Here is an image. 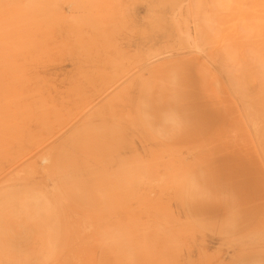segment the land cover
I'll list each match as a JSON object with an SVG mask.
<instances>
[{"label":"bare ground","instance_id":"1","mask_svg":"<svg viewBox=\"0 0 264 264\" xmlns=\"http://www.w3.org/2000/svg\"><path fill=\"white\" fill-rule=\"evenodd\" d=\"M60 1L0 0V51L23 54L33 42L43 52L47 37L68 50L90 43L104 56L116 47L107 35L125 14L111 2L73 1L104 8L70 17L58 11ZM133 1L145 5L147 30L127 28L140 67L119 88L102 86L83 61L80 85L58 100L32 69L47 61L40 56L0 79L3 90L20 91L7 101L23 120L12 139L21 153L74 114L81 118L19 161L0 186V264H180L191 247L198 257L186 264H205L204 238L214 232L243 240L235 264H261L264 0ZM142 39L151 45L141 48ZM190 45L211 65L190 51L146 63ZM14 154L1 149L0 160Z\"/></svg>","mask_w":264,"mask_h":264},{"label":"rangeland","instance_id":"2","mask_svg":"<svg viewBox=\"0 0 264 264\" xmlns=\"http://www.w3.org/2000/svg\"><path fill=\"white\" fill-rule=\"evenodd\" d=\"M73 1L78 0H61L57 4L58 11L70 17H85L88 14L92 15V8L95 9L94 12H103V5L94 7L92 5L90 7L88 6V9H84L74 5ZM108 2H111L113 7L115 6L122 14H125V20H118V22L113 23L109 28L110 34L107 35V38L114 37L119 43L115 48L111 49L106 56H104V53L99 50L97 46H93L90 43L89 46L86 45L85 48L79 47L78 49L75 45L68 50L65 47L62 48L58 46L53 39L47 37L42 43V47L44 48L43 52H38L33 42H31L32 49L24 48L25 51L23 54H15L13 51L9 53L7 50H3V52L0 51V79L6 80L5 74H10L9 72L15 69L18 63H34L38 58L37 56H40L41 58H46L47 61L44 65L39 64L38 67L35 66L32 69L38 70L41 76L47 80L48 85L55 90V97L58 100H66L67 91L70 90V88L77 87L76 85H80L75 76L78 71L77 65L83 61L84 64H89V69L97 70L96 72L99 73L100 78L104 79L102 86L108 89L119 88L123 81L126 79L129 80L137 68L140 67V65L132 62V54L136 48V41L130 36L128 32L129 29L127 30V28H130L133 22L135 27L139 25L143 27L144 30H147V26L145 27L144 24H142L146 8L144 3H136L133 0H108ZM85 22H90V19L86 18ZM125 23L126 25H124ZM195 28V22L193 20L189 21L188 31L190 34L193 35ZM156 39L157 38H153V41H156ZM29 40L30 38L27 39L28 42ZM54 44L56 45L55 47ZM138 44L141 45V48H146L151 45V41L142 39ZM187 51H190L199 59L211 65L209 59L205 57L201 47H195L193 45L186 48L174 47L170 51L153 55L146 63L152 61L158 64L160 63L159 60L164 57H180L185 55ZM141 70H143V68H141ZM105 80H107V82ZM19 94L20 91L17 89L12 90L6 88L3 90L0 88V129L3 130L5 127L8 129L7 135L4 133L0 136V152L1 149L6 151L9 149L11 153L15 151L13 156L6 155L0 160V186L4 184L6 178L14 173L13 169L15 167H17L16 169L20 167L18 164L19 161L24 160V158H30L36 151L41 150L46 143L59 137L76 119L77 122L81 121L79 117L80 114H74L66 123L51 130L46 139L39 140V143L27 147L26 150L21 153L22 148L19 146L12 147V139L15 138L14 141H16V134L20 132L19 125L22 124L23 120L18 113V106L8 104L7 101V99L15 101L14 98H17ZM102 95L103 94L99 95V97ZM99 97L95 98L92 103H95ZM89 107L90 106H87L81 113H84ZM13 109L15 112L17 111V113H12ZM17 152L20 153L17 154ZM234 190L239 191V189ZM220 234L219 232H214L205 236L204 247L207 254L205 255L207 258L204 260L205 264H235L234 260L237 258V247L242 244L243 240L226 238V235ZM21 244L23 245V238L18 237L16 243L13 244L14 249L16 251L21 249ZM197 257V252L191 247L189 251L180 253L177 259L180 264H186L188 258L195 260ZM259 260L261 264H264V257Z\"/></svg>","mask_w":264,"mask_h":264}]
</instances>
